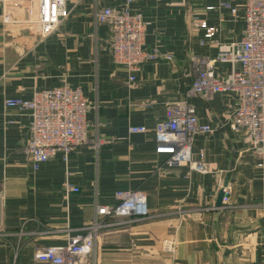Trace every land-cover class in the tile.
Returning <instances> with one entry per match:
<instances>
[{"label":"crops","instance_id":"1","mask_svg":"<svg viewBox=\"0 0 264 264\" xmlns=\"http://www.w3.org/2000/svg\"><path fill=\"white\" fill-rule=\"evenodd\" d=\"M118 4L66 0L67 17L44 39L0 18V264H40L38 249L66 245L94 222L97 207L116 205L119 190L142 192L149 215L101 230L86 264H264V165L229 126L235 98L189 99L199 123L213 130L192 147L193 160L203 153L206 174L188 166L165 171L153 134L168 104L186 99L193 58H214L217 44L241 39L243 0H139L133 9L146 23L144 50L160 56L142 64L134 84L112 61L108 27L95 20L96 11ZM201 22L217 29L212 43L201 44L204 31L194 28ZM64 84L92 106L89 145L33 170L22 150L30 114L4 102ZM139 126L147 132L129 133ZM66 183L78 192H67ZM225 184L230 194L218 207Z\"/></svg>","mask_w":264,"mask_h":264},{"label":"built area","instance_id":"2","mask_svg":"<svg viewBox=\"0 0 264 264\" xmlns=\"http://www.w3.org/2000/svg\"><path fill=\"white\" fill-rule=\"evenodd\" d=\"M66 0H0L1 22L4 26H22L26 33L44 39L54 34L67 17ZM114 7L95 12V20L105 24L110 32L109 53L115 65L128 72V83L136 82L144 62L155 61L159 51L144 50L146 23L142 15L133 9L139 0H118ZM221 8L236 15L237 9L228 3ZM208 7L207 11H212ZM244 30L237 42L217 44L214 58H193V81L186 99L169 103L164 119L156 123L154 134L155 154L165 157L164 169L188 166L189 169L206 174L203 153L193 160L194 139L213 132L202 125L190 98L211 100L214 96H232L235 107L230 117V128L243 135L244 144L264 165V0H243ZM204 31L201 44L213 42L217 29L205 22L194 25ZM170 60V56H166ZM227 65L229 72L217 73V66ZM6 108H16L30 114V138L23 153L32 169L62 154L68 155L82 146H88L86 116L92 106L79 89L66 84L59 88L35 93L31 100L9 98ZM145 127H130L131 134H145ZM96 148V146H94ZM67 192H78L66 183ZM227 200L229 187H220ZM116 205L97 207L94 222L77 234L68 236L66 245L38 249L35 260L40 264H86L93 255L96 239L101 230L123 225L127 221L148 217L146 197L142 192L119 190L114 195ZM109 220V222H106ZM172 248L165 245V250Z\"/></svg>","mask_w":264,"mask_h":264},{"label":"water","instance_id":"3","mask_svg":"<svg viewBox=\"0 0 264 264\" xmlns=\"http://www.w3.org/2000/svg\"><path fill=\"white\" fill-rule=\"evenodd\" d=\"M226 186L227 185L225 184L224 187H226ZM223 197H224V194L222 191H220V193L218 195V202H217L218 207H221ZM0 223H1V199H0Z\"/></svg>","mask_w":264,"mask_h":264},{"label":"rangeland","instance_id":"4","mask_svg":"<svg viewBox=\"0 0 264 264\" xmlns=\"http://www.w3.org/2000/svg\"><path fill=\"white\" fill-rule=\"evenodd\" d=\"M0 16H1V14H0ZM1 18V17H0ZM189 168V167H188Z\"/></svg>","mask_w":264,"mask_h":264}]
</instances>
